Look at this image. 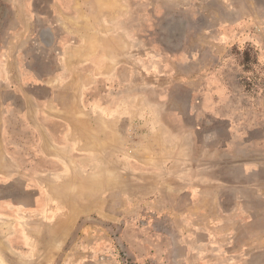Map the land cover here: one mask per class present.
Here are the masks:
<instances>
[{"label":"rangeland","instance_id":"374dc122","mask_svg":"<svg viewBox=\"0 0 264 264\" xmlns=\"http://www.w3.org/2000/svg\"><path fill=\"white\" fill-rule=\"evenodd\" d=\"M75 1L113 74L82 90L76 201L0 188V264H264V0ZM31 2L70 0H0V38Z\"/></svg>","mask_w":264,"mask_h":264},{"label":"crops","instance_id":"0c3cea01","mask_svg":"<svg viewBox=\"0 0 264 264\" xmlns=\"http://www.w3.org/2000/svg\"><path fill=\"white\" fill-rule=\"evenodd\" d=\"M79 8L75 0L65 6L31 2L24 7L25 30L15 14L9 32L0 38V188L24 187L32 199L25 204L31 216L48 220L58 217L66 200L76 201L66 184L77 179L80 167V136L88 117L82 90L113 74L112 55L100 54L99 59L90 48L82 51ZM17 26L21 29L14 31ZM104 26L109 27L107 22ZM95 106L92 117L105 124L114 120L113 104ZM101 106L105 114H100ZM148 200L151 206L158 201Z\"/></svg>","mask_w":264,"mask_h":264},{"label":"built area","instance_id":"2783aa9c","mask_svg":"<svg viewBox=\"0 0 264 264\" xmlns=\"http://www.w3.org/2000/svg\"><path fill=\"white\" fill-rule=\"evenodd\" d=\"M148 264H160V263H158V262H150Z\"/></svg>","mask_w":264,"mask_h":264},{"label":"bare ground","instance_id":"6f19581e","mask_svg":"<svg viewBox=\"0 0 264 264\" xmlns=\"http://www.w3.org/2000/svg\"><path fill=\"white\" fill-rule=\"evenodd\" d=\"M101 140V139H100ZM2 264L4 263V262H1ZM5 264V263H4Z\"/></svg>","mask_w":264,"mask_h":264}]
</instances>
